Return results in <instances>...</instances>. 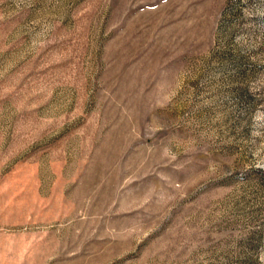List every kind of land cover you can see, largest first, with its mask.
Returning <instances> with one entry per match:
<instances>
[{
	"label": "rangeland",
	"instance_id": "rangeland-1",
	"mask_svg": "<svg viewBox=\"0 0 264 264\" xmlns=\"http://www.w3.org/2000/svg\"><path fill=\"white\" fill-rule=\"evenodd\" d=\"M0 264H264V0H0Z\"/></svg>",
	"mask_w": 264,
	"mask_h": 264
}]
</instances>
